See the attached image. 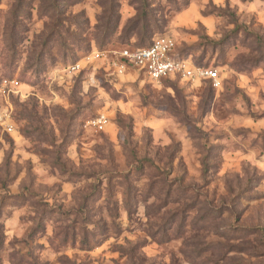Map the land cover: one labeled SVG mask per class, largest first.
Instances as JSON below:
<instances>
[{
	"label": "rangeland",
	"instance_id": "obj_1",
	"mask_svg": "<svg viewBox=\"0 0 264 264\" xmlns=\"http://www.w3.org/2000/svg\"><path fill=\"white\" fill-rule=\"evenodd\" d=\"M0 264H264V0H0Z\"/></svg>",
	"mask_w": 264,
	"mask_h": 264
},
{
	"label": "built area",
	"instance_id": "obj_2",
	"mask_svg": "<svg viewBox=\"0 0 264 264\" xmlns=\"http://www.w3.org/2000/svg\"><path fill=\"white\" fill-rule=\"evenodd\" d=\"M124 60L119 64L122 72L126 67H136L143 70L152 80L168 77H183L190 80H210L217 87L220 85L219 70L207 65L195 64L178 52L177 40L170 34L156 36L145 47L127 46L114 51ZM94 58H101L104 51L96 50Z\"/></svg>",
	"mask_w": 264,
	"mask_h": 264
},
{
	"label": "trees",
	"instance_id": "obj_3",
	"mask_svg": "<svg viewBox=\"0 0 264 264\" xmlns=\"http://www.w3.org/2000/svg\"><path fill=\"white\" fill-rule=\"evenodd\" d=\"M52 1L55 2V4L58 3V0H52ZM111 6L115 7L116 3H114V1H111ZM111 9H113V8H111ZM107 13H108V16H107V19H106L105 24H104V32H103L104 33V37H108L112 33V31L114 29L113 25H114V23H116L117 16H118V13H117V11L115 9L109 10V11H107ZM133 29L134 28L128 29L129 31L127 32V35H131L133 33L132 32ZM154 38L149 40V42L144 44V45L132 46V47L141 48V47L148 46L153 41Z\"/></svg>",
	"mask_w": 264,
	"mask_h": 264
}]
</instances>
